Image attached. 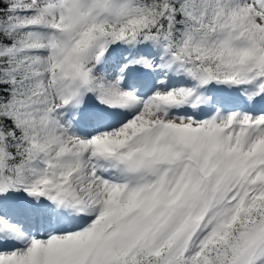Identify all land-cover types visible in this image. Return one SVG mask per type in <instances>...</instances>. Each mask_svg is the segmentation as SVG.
<instances>
[{
    "label": "snow or ice",
    "instance_id": "1",
    "mask_svg": "<svg viewBox=\"0 0 264 264\" xmlns=\"http://www.w3.org/2000/svg\"><path fill=\"white\" fill-rule=\"evenodd\" d=\"M0 264H264V0H0Z\"/></svg>",
    "mask_w": 264,
    "mask_h": 264
}]
</instances>
